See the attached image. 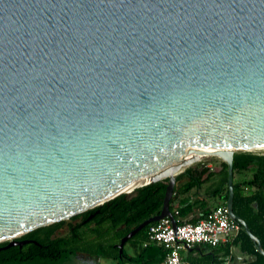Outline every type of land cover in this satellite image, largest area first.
<instances>
[{"label":"water","instance_id":"95a60500","mask_svg":"<svg viewBox=\"0 0 264 264\" xmlns=\"http://www.w3.org/2000/svg\"><path fill=\"white\" fill-rule=\"evenodd\" d=\"M239 152L264 155V0H0V252L168 179L122 258L147 226H177V176L214 156L264 255L234 212Z\"/></svg>","mask_w":264,"mask_h":264},{"label":"trees","instance_id":"16d2710c","mask_svg":"<svg viewBox=\"0 0 264 264\" xmlns=\"http://www.w3.org/2000/svg\"><path fill=\"white\" fill-rule=\"evenodd\" d=\"M224 164L226 173L224 200L227 202L229 198L228 165ZM233 168L234 180L236 175L243 177L239 182L234 181V212L248 224L264 249V155L250 152L235 153ZM248 173H250L249 176H245ZM195 182L199 184L200 180ZM168 183V179H163L78 215L71 219L82 218L83 223L77 226L72 221H62L18 238L19 241H34L37 244L31 242L22 248L16 246L2 250L0 264H66L79 254L78 244L83 240L82 230L84 229L88 235H93V240L97 241L90 254L93 258L130 264H164L167 253L163 247L156 244L143 246L147 240L150 225L126 244L133 247L135 255L127 254L125 246L121 258L117 245L142 223L161 214ZM173 200H171L170 209L175 217ZM223 205L226 206V204ZM91 216L94 217L90 220ZM93 224L95 228L91 227ZM65 227L69 232L68 235L63 236L60 232ZM9 243V241L0 243V248L6 247ZM234 247H239L244 255L256 258L254 262L246 261L245 264H264V255L257 251L255 243L243 227L230 243L229 248Z\"/></svg>","mask_w":264,"mask_h":264},{"label":"crops","instance_id":"0c3cea01","mask_svg":"<svg viewBox=\"0 0 264 264\" xmlns=\"http://www.w3.org/2000/svg\"><path fill=\"white\" fill-rule=\"evenodd\" d=\"M204 162L203 165L192 166L191 169L189 168L177 176L179 180L176 181V192L172 198L174 199L173 211L176 222L197 223L218 206L223 204L227 206L228 201L224 200L226 193L225 162L221 159L219 161L204 159ZM242 178L241 175H236L234 181L239 182ZM198 179L200 182L196 184L195 181ZM237 235L235 234L229 241L221 243L218 247L198 245L194 249L184 252L183 256L191 264H233L235 256L240 258L239 264H245L246 261L254 262L256 258L244 255L239 247L229 248L231 241ZM129 246L132 250V254L129 255H135L133 247ZM93 261L96 263L106 262L104 259L96 258H93Z\"/></svg>","mask_w":264,"mask_h":264},{"label":"built area","instance_id":"2783aa9c","mask_svg":"<svg viewBox=\"0 0 264 264\" xmlns=\"http://www.w3.org/2000/svg\"><path fill=\"white\" fill-rule=\"evenodd\" d=\"M242 226L231 219L227 206L221 205L197 223H178L166 217L149 226L144 247L156 244L166 250L165 264H191L183 254L198 245L218 247L238 234Z\"/></svg>","mask_w":264,"mask_h":264},{"label":"rangeland","instance_id":"374dc122","mask_svg":"<svg viewBox=\"0 0 264 264\" xmlns=\"http://www.w3.org/2000/svg\"><path fill=\"white\" fill-rule=\"evenodd\" d=\"M206 160H215V161H219L220 158L218 157H214V156H207L205 158ZM246 176V175H245ZM68 222L72 221L73 224H75L76 222H80L82 221V218H77L76 220H67ZM92 228H95L96 226L93 224L91 226ZM86 229L82 230V236H83V240L82 242H80L79 248H80V252L79 254L72 258L69 262H67L66 264H130V263H124L121 261H113V260H106L105 261H99L98 263H96L95 261H93V258L90 256L91 251L94 249L95 247V243L97 242L96 239L93 240V235H88V233H86L85 231ZM68 229L63 228V230L60 232L61 235L65 236L68 235ZM103 240V239H100ZM126 253L127 254H132V250L130 248L129 245H127L126 247ZM81 258H85V259H92V260H83Z\"/></svg>","mask_w":264,"mask_h":264},{"label":"flooded vegetation","instance_id":"af4514ba","mask_svg":"<svg viewBox=\"0 0 264 264\" xmlns=\"http://www.w3.org/2000/svg\"><path fill=\"white\" fill-rule=\"evenodd\" d=\"M82 223H83V221H80V222H76L74 225L77 226V225L82 224Z\"/></svg>","mask_w":264,"mask_h":264},{"label":"bare ground","instance_id":"6f19581e","mask_svg":"<svg viewBox=\"0 0 264 264\" xmlns=\"http://www.w3.org/2000/svg\"><path fill=\"white\" fill-rule=\"evenodd\" d=\"M198 157H200V155Z\"/></svg>","mask_w":264,"mask_h":264}]
</instances>
